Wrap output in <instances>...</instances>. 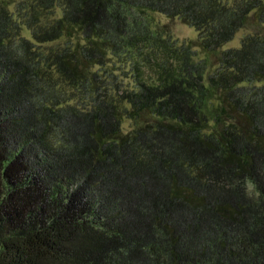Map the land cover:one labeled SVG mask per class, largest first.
<instances>
[{"label":"trees","instance_id":"obj_1","mask_svg":"<svg viewBox=\"0 0 264 264\" xmlns=\"http://www.w3.org/2000/svg\"><path fill=\"white\" fill-rule=\"evenodd\" d=\"M8 1L0 264H264V0ZM110 54L135 60L133 87L102 73Z\"/></svg>","mask_w":264,"mask_h":264},{"label":"rangeland","instance_id":"obj_2","mask_svg":"<svg viewBox=\"0 0 264 264\" xmlns=\"http://www.w3.org/2000/svg\"><path fill=\"white\" fill-rule=\"evenodd\" d=\"M27 2L24 0H9L8 7L14 13L16 17H18L22 12L24 5ZM26 12V10H24ZM23 12V13H25ZM62 14V9L60 6H57L54 13L51 17H58ZM150 26L157 33H160L163 37L172 40L175 44H180L182 42L188 41L190 39H196L198 37V31L195 27L190 26L184 23L179 18H170L161 12H150L147 15ZM250 27H241L239 28L233 35L232 39L224 44L223 48L228 47H237L240 45L242 38L250 32ZM22 34L30 37V30L26 27L23 29ZM71 40L68 36H62L58 40L53 42H48L46 44L40 45L43 49H47L49 47H56L59 45L65 44L67 41ZM148 48V47H147ZM199 50L198 48H196ZM134 50V49H133ZM135 52V50H134ZM110 58L106 61L105 65L101 68V71L104 75L110 73H115L117 75V79L121 81L124 86L133 87L135 85V77L133 74V63L135 60H132L129 56H115L110 54ZM198 56H203L202 53H199ZM145 66V67H144ZM144 76H152L151 67L143 64L141 66ZM110 82V81H109ZM206 111L209 116L213 117L214 106L212 104H208L206 107ZM121 126L124 131H127L133 127V121L130 118L124 117L121 121ZM248 192L253 193L254 189L251 184L248 183Z\"/></svg>","mask_w":264,"mask_h":264}]
</instances>
